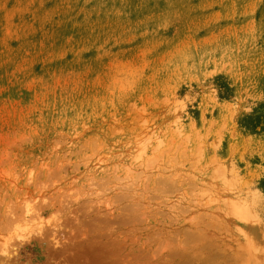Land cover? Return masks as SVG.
I'll use <instances>...</instances> for the list:
<instances>
[{"label":"rangeland","instance_id":"rangeland-1","mask_svg":"<svg viewBox=\"0 0 264 264\" xmlns=\"http://www.w3.org/2000/svg\"><path fill=\"white\" fill-rule=\"evenodd\" d=\"M256 118L264 0H0V264H264Z\"/></svg>","mask_w":264,"mask_h":264},{"label":"trees","instance_id":"trees-1","mask_svg":"<svg viewBox=\"0 0 264 264\" xmlns=\"http://www.w3.org/2000/svg\"><path fill=\"white\" fill-rule=\"evenodd\" d=\"M249 125L252 127V130L254 131H258L259 133L264 132V120L256 118L254 120H251Z\"/></svg>","mask_w":264,"mask_h":264},{"label":"bare ground","instance_id":"bare-ground-1","mask_svg":"<svg viewBox=\"0 0 264 264\" xmlns=\"http://www.w3.org/2000/svg\"><path fill=\"white\" fill-rule=\"evenodd\" d=\"M26 213H28V220H25V221H27V224L29 223V224H31L32 222H33V214H32V212L29 210L28 212H26ZM27 217V216H26ZM35 218V217H34ZM23 221V220H22ZM32 221V222H31ZM24 224V228L26 227V224L25 223H23ZM28 224V225H29ZM22 225V224H21ZM32 226V225H31ZM23 227V226H22Z\"/></svg>","mask_w":264,"mask_h":264}]
</instances>
